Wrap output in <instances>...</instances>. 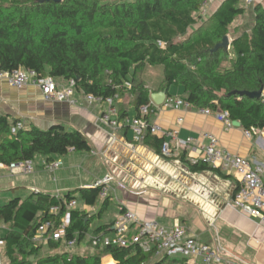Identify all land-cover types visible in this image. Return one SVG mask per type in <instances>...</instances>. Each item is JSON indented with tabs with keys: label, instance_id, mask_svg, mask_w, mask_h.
<instances>
[{
	"label": "trees",
	"instance_id": "trees-1",
	"mask_svg": "<svg viewBox=\"0 0 264 264\" xmlns=\"http://www.w3.org/2000/svg\"><path fill=\"white\" fill-rule=\"evenodd\" d=\"M204 0H0V70L11 72L24 67L35 69L39 78L76 80L77 90L104 98L130 94L132 103H152L144 79L147 67L161 66L164 79L157 90L170 97L172 85L186 87L184 99L197 107L229 110L245 128L264 129V95L252 98L235 91H256L264 86V8H255L252 30L230 41L231 49L213 51L230 33V27L246 11L240 0H224L209 17L208 29H189L202 16ZM239 30V29H238ZM227 63V64H226ZM122 111V110H121ZM126 115V112L121 114ZM20 119L0 115V165L34 161L37 155L63 156L70 151H91L86 135L61 123L43 129L35 124L16 128ZM16 128V130H14ZM144 143L161 153L164 138L146 135ZM185 153L182 159L185 161ZM193 170L209 167L206 162L187 161ZM88 205H95L101 187L81 189ZM69 191L63 198L42 191L27 198L15 197L0 205V224L10 225L2 239V264H101L112 255L118 264H148L153 252L139 245L106 246L94 256L69 252L42 257V245L32 239L39 225L48 219L57 224L76 199ZM110 197L104 200L102 213ZM61 205L59 214H51ZM85 210L71 211V225L64 238L49 239L50 249L64 241L82 239L90 221ZM100 226L96 233L110 229Z\"/></svg>",
	"mask_w": 264,
	"mask_h": 264
},
{
	"label": "crops",
	"instance_id": "crops-1",
	"mask_svg": "<svg viewBox=\"0 0 264 264\" xmlns=\"http://www.w3.org/2000/svg\"><path fill=\"white\" fill-rule=\"evenodd\" d=\"M223 1H215L207 8L208 11L211 10L210 16ZM258 5L264 8V0H253L251 3L243 0V5L241 3L240 6L245 7L246 11L238 18L242 22L247 21L251 27L248 28L246 23L239 26V30L230 33L231 40L246 30H252L255 8ZM58 82L63 86L67 84L62 79H58ZM147 87L150 94L164 91L148 85ZM76 92L74 104L49 102L44 99L43 92L37 85L29 84L23 89H17L8 78L0 80V115L7 114L11 118L22 120L25 126L35 124L43 129L61 123L68 129L82 131L92 147L91 151L72 150L63 156L55 155L52 161L61 160L63 164L53 171L47 169L48 157L44 155L36 157L33 161H37L36 165L34 163V172L29 174L21 168L12 169L9 165L1 164L0 205L15 197L25 199L37 191L64 195L69 191L91 188L104 176L112 174L119 183L113 184L109 204L116 201L120 212L115 218L105 220L104 214L108 208L99 215L104 200L98 199L95 205H88L82 198L77 208L89 214L88 232L95 225L94 235L113 236L115 220L123 210L129 209L143 220L156 219L167 227L182 224L188 228L189 234L218 247L227 256L241 258L245 264H264V221L250 216L231 203L239 186L233 169H223L207 163L208 168L193 170L187 161L194 163L190 156L197 154L192 153L191 148L175 150L174 156L169 158L145 144L143 140H137L131 122L138 115L139 107L132 103L130 94L116 100L119 126L114 128L101 120L106 105L89 104L84 93L78 90ZM169 93L171 96L167 95L162 105H157L152 100L153 112L148 117L151 123H159L165 130L175 131L181 138L192 137L199 146L208 143L203 134L212 133L219 139L220 147L225 152L248 157L254 165L264 166V129L252 138H247L244 134L245 127L240 121H235L234 126L228 128L213 114L199 112L200 107L193 105L191 108H173L170 98H184L185 86L172 85ZM123 112H126L125 116L121 115ZM179 117H183L184 121L179 122ZM183 153L186 156L185 161L182 159ZM201 159L203 158L199 157L204 162ZM57 171L64 178L61 186L57 185ZM45 175L56 184L57 190L45 191ZM111 223L110 229L96 233L97 228ZM9 230V224H1L0 243ZM88 232L82 239L77 233V241L73 246H68L64 241L59 248L50 249L46 242L40 243V254L46 257L69 252L83 257L94 256L98 249L104 247L93 246V234L88 239ZM70 247L75 248L70 250ZM188 259L190 257L184 255H153L148 264H186ZM101 264L118 262L112 255L107 254L103 256Z\"/></svg>",
	"mask_w": 264,
	"mask_h": 264
},
{
	"label": "built area",
	"instance_id": "built-area-1",
	"mask_svg": "<svg viewBox=\"0 0 264 264\" xmlns=\"http://www.w3.org/2000/svg\"><path fill=\"white\" fill-rule=\"evenodd\" d=\"M218 0H204L203 10ZM249 3L253 0H247ZM8 78L10 83L17 89H23L29 84L37 85L41 88L44 99L49 102H69L75 103L74 94L77 91L76 80L70 79L66 85H61L51 76L39 78L38 72L31 68H18L11 72L0 70V80ZM89 104L106 105V110L101 115V120L111 127H118V108L116 99L113 97L104 98L94 94H85ZM173 108H191L193 104L182 97L170 98ZM153 112V102L150 104H141L138 115L131 122L132 130L137 140H144L149 133L164 138L161 147V153L166 157H173L175 150L192 149L191 158L194 163L199 162V157L204 162L212 164L223 169H233L238 178V189L232 200V204L249 214L264 221V166L254 165L253 161L244 156L231 155L220 147L219 139L212 133L206 132L203 138L208 140L206 145H197L192 137L181 138L175 131L165 130L159 123H151L148 119ZM199 112L207 115L213 114L219 121L223 122L228 128H232L235 120L231 117L229 110H213L209 107H200ZM184 118L179 117V122ZM25 124L20 120L16 128H22ZM14 128V130H16ZM263 129L258 127L244 128V134L247 138H252ZM201 159V160H203ZM63 162L54 160L47 162L46 167L49 170H56ZM12 169L21 168L23 172L29 174L34 172V162L32 160L12 163L9 165ZM119 183L115 175L108 174L100 179L95 187H101L99 199L105 200L110 197L113 190V184ZM120 185L122 183L120 182ZM92 186V187H93ZM64 195H57L63 198ZM77 199L67 203V211L62 217L61 223L53 219L43 221L35 235L33 241L36 244L47 242L49 239L60 240L65 237L68 227L71 225V211L77 208ZM61 205H54L50 209L51 214H59ZM1 227V224H0ZM114 235L95 234L92 238V244L95 247H129L139 245L144 252H153L156 257L163 255H184L190 257L186 264H245L237 256H227L218 247L212 246L201 241L196 236L189 234V230L182 224H176L167 227L156 219L143 220L137 214L129 209L123 210L122 214L114 222ZM77 239L66 240L68 246L76 244ZM0 247V264L1 261Z\"/></svg>",
	"mask_w": 264,
	"mask_h": 264
},
{
	"label": "rangeland",
	"instance_id": "rangeland-1",
	"mask_svg": "<svg viewBox=\"0 0 264 264\" xmlns=\"http://www.w3.org/2000/svg\"><path fill=\"white\" fill-rule=\"evenodd\" d=\"M103 1H119V0H103ZM242 3L243 5V0H240V4ZM210 11H208V9H204L201 11V14L202 16L198 19V22L196 25H194L193 27H191L189 29V33L192 34L195 30H200V29H203V30H206L208 29L209 25H210V22H209V17H210ZM240 20V18H238L237 20H235V22L231 25L230 27V33L233 34L235 30H238L239 29V26H242L243 24H245L247 21H244L242 22ZM239 24V25H238ZM246 26L248 28L251 27V24H248L246 23ZM230 33H229V37L230 36ZM229 40H231L229 38ZM229 50V47L228 49ZM227 64V63H226ZM144 79L146 81V84L153 88V87H156L158 88L159 86H161L162 82H163V79H164V71H163V68L161 66H157V67H147L145 72H144ZM77 94V92H76ZM132 98V97H131ZM39 156H42V155H37V157ZM40 159V158H39ZM39 161V160H38ZM35 165L37 164V161L34 162ZM49 173V172H48ZM52 174V173H51ZM57 177L59 178V181H58V186H61L62 185V182L61 181H64V178H63V175L60 173V171H57ZM45 177L47 178V181H46V184H45V191H50V192H53L56 189V184L55 183H52L47 175H45ZM52 177H54V175L52 174ZM61 178H63L61 180ZM64 183V182H63ZM75 197L77 199V202L78 204L81 202L82 200V191L81 190H77L75 192ZM10 201V200H9ZM8 203V202H7ZM120 212V207H119V204L116 202V201H112L110 204H109V207L108 209L105 211V220H110V219H113L115 218L116 215H118ZM95 225L92 226V228L89 230L88 232V239L90 238V235L93 234V229H94ZM94 236V234L92 235V237ZM0 247L1 249L4 248V244L3 242L0 243ZM75 247H70V250L74 249Z\"/></svg>",
	"mask_w": 264,
	"mask_h": 264
},
{
	"label": "water",
	"instance_id": "water-1",
	"mask_svg": "<svg viewBox=\"0 0 264 264\" xmlns=\"http://www.w3.org/2000/svg\"><path fill=\"white\" fill-rule=\"evenodd\" d=\"M39 1L42 3L43 2H49V1H54V2L60 3L63 0H39ZM229 44H230L229 36L226 35L223 38V41L218 43L215 46L213 51H217L220 48L227 50L229 47ZM235 93H239L240 95H247V96L252 97V98H260L261 96L264 95V86H262L259 90H256V91L244 90V91H235ZM151 98L157 105H162V104H164V102L167 99V92L166 91H159V92L152 93ZM239 123L242 124L241 122H239Z\"/></svg>",
	"mask_w": 264,
	"mask_h": 264
}]
</instances>
